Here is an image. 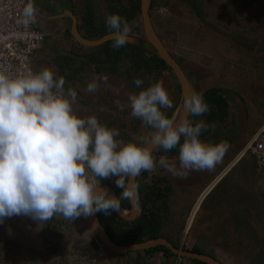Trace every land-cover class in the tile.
<instances>
[{
	"label": "crops",
	"instance_id": "crops-1",
	"mask_svg": "<svg viewBox=\"0 0 264 264\" xmlns=\"http://www.w3.org/2000/svg\"><path fill=\"white\" fill-rule=\"evenodd\" d=\"M77 1L80 2L77 11L72 7V0L34 1L39 9L35 28L43 32L44 40L31 59L32 67L34 71L44 67L53 69L58 77L64 78L66 89L71 87L77 92L78 114L85 117L96 115L101 123L117 128L120 139L128 141L130 135L122 131L125 129L120 124L127 127L133 120L128 95L139 92L135 90L136 85L129 84L132 80L120 79L118 76L121 75L110 72L104 63L99 67V64L90 60L99 58L100 44L90 51L88 46L75 40L68 31V19L64 14L65 9L70 10L76 19L78 34L86 39H94L106 34L100 33L104 32L101 28L112 12L109 10L110 2L106 0L109 12L105 14L103 7H95L89 2L84 4V0ZM187 1L151 0L148 9L149 21L164 47L178 62L191 90L204 92L215 88V93L223 97L226 103L223 120L215 119L211 123L215 124V129L210 128L201 139L213 143L227 140L230 147L214 171L192 172L187 180H178L159 167L155 173H141L135 178L134 184L144 190L136 191L133 197L137 207L136 216L128 222L138 218L141 211L140 199L145 197V191L150 188L153 193L151 192V201L147 202V207L151 214L159 218L160 237L175 247L188 250L195 248L222 264H248L251 255L244 253H249L247 244L252 241L248 237L255 231L256 198L259 199L260 208L264 209V188L261 186L253 157L248 152L239 156L238 152L264 120V55L260 54L264 45H243L227 41L219 34L216 20L218 16H230L233 12L230 18L234 20L228 26L232 29L231 32L242 31L250 37L256 32L255 14L260 15L264 8L259 12L253 10L256 3L254 0H199L195 4L196 8ZM261 1L264 3V0ZM126 2L127 0H121L116 4L113 0L115 8L120 4L128 7ZM164 5L168 8L166 13L157 14L155 7ZM87 12L92 17L91 22L88 14L86 16ZM133 21L140 32L135 35L142 37L139 11L130 23ZM92 25L96 28H91ZM258 33L264 34V31ZM47 39L57 40L60 51L47 48ZM144 48L151 51L147 46ZM64 51L71 58L68 65L72 67V73L59 66L60 55L57 52ZM161 72V76L169 80L173 116L179 103L180 89L170 72ZM101 75L107 77V83L102 82L99 90L94 93L86 92V86L93 76ZM154 75L147 74L149 85L159 81ZM128 129L131 130L132 126ZM177 153H166L159 149L153 155L158 161L160 156ZM148 173L152 176L151 180ZM100 183L111 186L115 193L119 189L112 180L106 179ZM121 191L123 190L116 193L117 197ZM159 194H162L161 197L157 196ZM120 208L125 214L129 212L128 199L120 200ZM95 213L113 231L111 223L106 219V213ZM261 215L264 217V213ZM53 218V224L50 221L41 224L44 227L40 229L43 236L40 235V238L46 243L44 254H96L94 261L86 260L85 264H196L173 253L165 255L159 249L129 250L120 254L105 249L101 255H97V246L81 216L66 221V227H62V217ZM24 223L29 224L30 229L39 225L38 221L28 217Z\"/></svg>",
	"mask_w": 264,
	"mask_h": 264
},
{
	"label": "clouds",
	"instance_id": "clouds-1",
	"mask_svg": "<svg viewBox=\"0 0 264 264\" xmlns=\"http://www.w3.org/2000/svg\"><path fill=\"white\" fill-rule=\"evenodd\" d=\"M38 14L34 0H27L20 22L35 24ZM106 25L113 49L131 42L134 21L110 14ZM102 82L107 83L106 76H93L85 91H98ZM134 83L139 88L144 82L136 78ZM64 85L49 67L18 72L0 64V223L20 215L41 223L117 210L121 199L136 195L138 185L132 181L142 172L159 167L187 180L192 172L214 171L230 147L227 140H202L215 124L191 118L210 111L203 90L185 94L179 117L165 111L173 108V100L162 81L129 93L131 117L150 132L124 141L117 128L96 115L78 114L77 92ZM177 147L172 160L160 156L157 161L153 155ZM113 176L123 189L118 197L100 186L101 179Z\"/></svg>",
	"mask_w": 264,
	"mask_h": 264
},
{
	"label": "rangeland",
	"instance_id": "rangeland-1",
	"mask_svg": "<svg viewBox=\"0 0 264 264\" xmlns=\"http://www.w3.org/2000/svg\"><path fill=\"white\" fill-rule=\"evenodd\" d=\"M107 1L110 2L109 0ZM254 1H256V3L254 4L253 10H255L256 12H259L260 9L262 10L264 8L263 7L264 3H261L262 2L261 0H254ZM86 2L92 3L93 6L95 7L96 6H99L100 8L103 7V9L105 10L104 12L105 14L109 12L106 0H84V4ZM127 2L126 4L128 5ZM257 2H259L260 4H258ZM71 4H72V7H74L75 11H77V9L80 6V2H78L77 0H72ZM112 6H114V4ZM99 10H102V9H99ZM155 10H156V13L160 15L162 13L165 14L168 8L167 6L164 5V6H160L159 8L155 7ZM75 14L77 15V13ZM232 15H233V12L230 14V16H227V15L218 16L216 20L217 23L215 22L217 26L216 28L219 30V34L223 35L222 37L226 38L227 41L231 40V42L233 43L235 42L236 44L245 45L249 43L251 45H254V44L264 45V34L258 33V31H264V12H261L260 14L261 16L258 13L255 14V17H254V21H255L254 29L255 30L254 29L253 30L256 32L250 35V37H248L247 34H245L242 31L237 32V33L231 32L232 29H230L228 26L231 25L234 20L233 18H230ZM36 24L37 23H35L34 26ZM223 24L224 26H221ZM103 26L105 25L103 24ZM257 26L259 27L257 28ZM222 27L225 30H222L223 29ZM135 36L136 37L138 36L139 38H141L138 34H136ZM46 47L49 49H54V51H60L59 50L60 45L57 40L47 39ZM88 47L90 51L96 49L95 46H92V47L88 46ZM186 49L187 48H185V51ZM148 51L150 50L148 49ZM100 52L103 53V50H101ZM57 54L60 55V57L58 58V61H60L59 66L65 69L66 72L72 73V67L68 65L71 59L69 56V53L64 51V52H57ZM260 54L264 55V49L261 48ZM74 70L78 71L77 69H74ZM161 75H162V72H159L158 74H155L154 77L155 79L158 78L157 80L159 81L165 82L163 83V85L166 87L168 92H170V89H169L170 87H168V83H169V80H167L168 78H163ZM170 76H172L173 80H175L172 73ZM118 77H120V79L122 78L123 81H127L126 75H121ZM142 78H145V81L149 83L147 75H143ZM129 84L131 85L132 83H129ZM165 111L168 112L170 111V109H167ZM114 117L117 118V116H114ZM134 119L135 118H133V120ZM133 120L129 122L128 124L126 123L127 127L121 126L120 124V127H123L122 129H125L122 131L128 132V134L130 135L128 139H131L132 135H135V134H141V133L148 134L150 132L149 129L142 128L141 121L137 119H135V121ZM129 126H132L131 130L128 129ZM148 175L150 176L149 180H151L152 176L149 173ZM104 180L106 179H101L100 182ZM108 180H112V182L114 183L116 180V177L114 176L110 177L108 178ZM212 196L213 195H210V197ZM255 212L256 213H255V219H254L255 220L254 221L255 223L254 232L257 233V237H263L264 236V217L261 215L263 213H259L260 212L259 209L255 210ZM26 217L28 216H23V215L12 216L10 218H5L4 221L0 223V264H85L86 260L91 259L89 258L88 254H53V253L44 254L46 243L43 240H41L43 236L40 230L44 226L41 225L42 222L41 223L38 222L39 225H35V228L32 226L30 229L29 224L25 225L24 223ZM28 218L32 219L31 217H28ZM98 218L100 219L99 214H98ZM52 220H50L51 224L54 223ZM66 221H70V220L64 219L63 217L60 219L61 224H63L62 227H66V225L68 224ZM103 224L105 226L104 222ZM37 230H40L41 233ZM40 235L42 236L41 238H40ZM247 251H249V253L245 252L244 254L251 255L249 261L247 262L248 264H264V250L258 253V247L255 243H252V242L248 243Z\"/></svg>",
	"mask_w": 264,
	"mask_h": 264
},
{
	"label": "trees",
	"instance_id": "trees-1",
	"mask_svg": "<svg viewBox=\"0 0 264 264\" xmlns=\"http://www.w3.org/2000/svg\"><path fill=\"white\" fill-rule=\"evenodd\" d=\"M110 1V8L112 12L110 14H119L122 17L126 18L129 23L131 22V19L134 18L136 14H138L139 11V0H127L128 1V7L123 6L120 4L115 8L112 6L113 2ZM116 4L120 2L121 0H114ZM187 1V0H182ZM199 0H192L187 1V3L192 4L194 8H196L195 4H197ZM88 11V8L86 9ZM88 12L86 13L87 16ZM88 19L91 22L92 17L88 14ZM102 26L101 31L104 30L102 33L109 32L108 28L106 27V23ZM90 27V25L88 26ZM96 28L94 25L91 26V28ZM140 33L138 29V25H135L132 29V33ZM101 50H103V53L100 52L99 58L94 60L93 58H90L93 62L96 64H99V67L105 65L108 67L109 71L114 73L115 75H126L127 81L132 80V85H134V81L136 78H140L143 80V84L138 88L136 86L135 90H142L143 88H146L149 86V83L145 81V78H142L143 75H147L150 73L158 74L159 72L163 70L169 71V68L163 63L161 59H159L153 51H148L144 47H139L133 44H126L125 46L119 48V49H113L112 48V40L105 41L104 43L100 44L98 46ZM149 48H151L149 46ZM105 51V53H104ZM98 67V68H99ZM134 78V79H133ZM215 88H210L204 91V98L206 102L210 106L209 113L204 114L202 117H191L194 120L197 119H204L206 123L211 124L214 122L215 119L223 120L225 114H226V103L222 96L217 95ZM174 108V107H173ZM167 112V114L171 117V112ZM210 129V128H209ZM207 129L204 131L201 136L206 134L208 132ZM178 152V147L175 149H172L170 151H167L166 153H173ZM145 173V172H142ZM120 190H123L122 188H119ZM141 190H144L142 188H138L137 191L141 192ZM148 190V192H146ZM144 195L145 197L140 199V206L141 211L138 216L133 221H126L120 218L115 214L113 210H110L106 213V219L111 223L113 231L110 229H106L107 234L111 237V239L118 245H128L132 243H139L143 241L144 238H155L159 236L158 229H159V218L155 215L151 214V211L147 207V202L151 201V189L148 188ZM153 193V192H152ZM162 194L157 195L158 197H161ZM261 204H259V199L256 198L255 207L256 210L259 209V213H264V209L262 210L260 208ZM96 214V213H95ZM96 217L98 218V214H96ZM99 220V218H98ZM242 229V228H241ZM252 243H255L258 247V253L260 251L264 250V236L263 237H257V233L253 232L252 235L248 237ZM155 249L162 250L165 255H172V253L164 248L163 246H156L151 247L148 249H145V251H152ZM192 251L198 252L195 248L191 249ZM191 260V259H190ZM192 262L196 264H204L198 260H191Z\"/></svg>",
	"mask_w": 264,
	"mask_h": 264
},
{
	"label": "water",
	"instance_id": "water-1",
	"mask_svg": "<svg viewBox=\"0 0 264 264\" xmlns=\"http://www.w3.org/2000/svg\"><path fill=\"white\" fill-rule=\"evenodd\" d=\"M151 0H139V13L141 17V33L142 37H136L132 35V40L128 44H133L139 47H151V50L153 53L163 61V63L169 68V71L172 73L174 78L176 79V82L179 86L180 89V98H179V103L178 106L174 112V115L179 117L183 115V99L185 94L189 93L191 91L190 84L183 73L181 67L179 66L178 62L176 59L167 51V49L164 47L162 44L160 38L158 35L155 33L153 30L150 21H149V14H148V9L150 6ZM64 14L66 15L68 19V31L72 35V37L77 40L79 43L85 45V46H95L98 44L103 43L104 41L111 40L109 33L103 34L97 38L94 39H86L85 37H82L81 35L78 34L77 28H76V19L73 15V13L65 9ZM178 153L175 155H166L165 157L168 158L169 160H172L173 158L177 157ZM159 159V158H158ZM132 181V183H134ZM100 186L102 188H106L109 191L110 195H115L114 189L105 184V183H100ZM129 203V212L124 213L122 212L120 206L117 210H113L117 216L122 218L123 220H132L136 216V202L134 198L128 199ZM81 218L88 229L89 233L100 243L103 245L106 250L115 253V254H120L123 252H127L129 250H141V249H147L151 247H156V246H163L167 250H169L171 253L187 258V259H195L198 260L204 264H222L218 260H216L214 257L200 253V252H195L192 250L188 249H182L180 247H175L173 244L168 242L166 239L163 237H155V238H149L147 240H143L139 243H132L128 245H118L116 244L111 237L107 234L106 230L96 217V214L93 213L92 215L89 216H84L81 215Z\"/></svg>",
	"mask_w": 264,
	"mask_h": 264
},
{
	"label": "built area",
	"instance_id": "built-area-1",
	"mask_svg": "<svg viewBox=\"0 0 264 264\" xmlns=\"http://www.w3.org/2000/svg\"><path fill=\"white\" fill-rule=\"evenodd\" d=\"M27 0H0V64L11 65L13 71H34L31 59L42 46L44 34L34 24H22V10ZM248 152L254 160L255 168L260 175L264 188V120L256 127L242 149V156ZM97 255L105 248L94 237ZM94 261L96 254H88Z\"/></svg>",
	"mask_w": 264,
	"mask_h": 264
},
{
	"label": "flooded vegetation",
	"instance_id": "flooded-vegetation-1",
	"mask_svg": "<svg viewBox=\"0 0 264 264\" xmlns=\"http://www.w3.org/2000/svg\"><path fill=\"white\" fill-rule=\"evenodd\" d=\"M44 40V39H43ZM43 43V42H42ZM100 221V223L102 224V226L104 227V229H105V227H106V229H108V230H110L109 228H108V226L105 224V226H104V224H103V222L104 221H101V220H99ZM105 223V222H104ZM107 223V222H106ZM183 249V248H182ZM177 256V255H176ZM180 257V256H179Z\"/></svg>",
	"mask_w": 264,
	"mask_h": 264
},
{
	"label": "bare ground",
	"instance_id": "bare-ground-1",
	"mask_svg": "<svg viewBox=\"0 0 264 264\" xmlns=\"http://www.w3.org/2000/svg\"><path fill=\"white\" fill-rule=\"evenodd\" d=\"M135 199V198H134ZM136 204V203H135Z\"/></svg>",
	"mask_w": 264,
	"mask_h": 264
}]
</instances>
